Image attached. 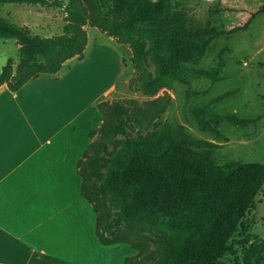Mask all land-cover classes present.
<instances>
[{"label":"trees","instance_id":"16d2710c","mask_svg":"<svg viewBox=\"0 0 264 264\" xmlns=\"http://www.w3.org/2000/svg\"><path fill=\"white\" fill-rule=\"evenodd\" d=\"M8 3L65 14L63 34L48 38L0 16V39L19 45L18 61L9 59L0 71V87L12 92L83 59L88 26L129 46L139 72L130 85L137 84L134 90L154 95L197 78L219 81L224 61L213 70L200 61L224 33L193 27L180 14L170 17L167 0H111L109 7L103 0H0V7ZM259 14L264 7L252 18ZM128 103L98 105L104 117L99 131L109 138L95 140L79 163L100 243L130 245L137 253L124 264H264V237L256 238L248 222L264 189V164L217 163L215 145L194 140L184 125L160 121L166 106L145 112L135 101ZM131 110H139L138 128ZM206 110L194 109L202 129L211 127ZM226 119L244 123L234 115Z\"/></svg>","mask_w":264,"mask_h":264},{"label":"rangeland","instance_id":"374dc122","mask_svg":"<svg viewBox=\"0 0 264 264\" xmlns=\"http://www.w3.org/2000/svg\"><path fill=\"white\" fill-rule=\"evenodd\" d=\"M64 1L68 3L69 0ZM103 2L106 7L111 5V0ZM167 2L170 17L180 14L193 27L224 33L210 43L200 61L202 68L210 70L224 61L219 81L197 78L187 84L177 83L172 88H163L154 95L134 90L137 84L133 88L130 85L135 82L139 72L132 63L129 46L98 28L88 26L85 28L88 35L85 58L80 62L74 61L69 69L75 74L70 77L75 79H79L82 73L92 72L86 85L79 88L76 101V110L88 106L83 120L92 118L96 112L99 115V127L92 143L97 139L109 138L107 133L99 131L104 117L98 105L102 102L128 105V101L132 100L145 112H154L158 106H166L160 121L171 126L184 125L194 140L215 145L217 148L213 149V158L217 163L264 164V14L252 18L264 7V0ZM0 16L30 28L33 34L40 37L59 36L64 32L65 14L62 10L8 3L0 7ZM244 27L245 30L234 31ZM18 57L17 42L0 39V71L9 59L18 61ZM67 70L66 66L59 72L58 81L65 82L63 77ZM149 72L154 74L155 71L151 68ZM111 85H115V90L106 94ZM204 107H207L204 119L211 126L207 129L201 128L199 117L194 112L195 108ZM138 114L139 110H131V123L135 128L139 127L141 119ZM228 115H234L244 123L234 124L226 119ZM95 119L92 118L93 125ZM150 129H153V125ZM248 222L250 232L256 238L264 237V189L256 198V206ZM95 225L94 216L90 230L93 244L89 239L83 243L84 237L81 235L77 237V247L83 245L93 253L83 264H124L127 257L136 255L137 252L127 244L103 246L95 236ZM83 234L89 237L87 227ZM149 249L153 250L154 245L151 244Z\"/></svg>","mask_w":264,"mask_h":264},{"label":"crops","instance_id":"0c3cea01","mask_svg":"<svg viewBox=\"0 0 264 264\" xmlns=\"http://www.w3.org/2000/svg\"><path fill=\"white\" fill-rule=\"evenodd\" d=\"M84 58L64 66L65 82L59 73L44 74L16 92L0 87V264H83L93 255L77 247L79 235L91 240L94 216L97 225L79 163L99 115L93 125V117L82 119L87 105L76 110L77 92L92 72L75 79L69 69Z\"/></svg>","mask_w":264,"mask_h":264}]
</instances>
